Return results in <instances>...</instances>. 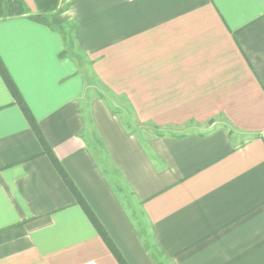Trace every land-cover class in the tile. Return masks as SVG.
I'll return each instance as SVG.
<instances>
[{"label":"crops","instance_id":"1","mask_svg":"<svg viewBox=\"0 0 264 264\" xmlns=\"http://www.w3.org/2000/svg\"><path fill=\"white\" fill-rule=\"evenodd\" d=\"M70 21L85 64L26 17L0 57L127 264H264V0H70ZM0 264H119L1 75Z\"/></svg>","mask_w":264,"mask_h":264},{"label":"trees","instance_id":"2","mask_svg":"<svg viewBox=\"0 0 264 264\" xmlns=\"http://www.w3.org/2000/svg\"><path fill=\"white\" fill-rule=\"evenodd\" d=\"M33 1L37 9L36 12H33L30 9V7L25 2V0H0V21H6V20H9L15 17H26L34 22L47 26L52 31L57 32L62 37L63 43H64V49L59 54L60 59L71 58L72 60L75 61L74 57L76 53H79V55L84 57V55H82L78 47V44H77V39H76V32L78 29L77 23L72 22V23H64L60 25H54L52 23V19L54 17L59 16L60 14L68 10L69 4H67L64 8H62L58 12L53 13L52 8H55L54 10H56V8L61 4L63 0H33ZM0 75L2 79L4 80L6 86L8 87L15 103L19 106L24 116L28 120L31 128L35 132L38 140L40 141L44 149V153L48 155V157L51 159L54 167L56 168V170L58 171V173L60 174V176L62 177V179L64 180V182L66 183V185L69 187L74 197L76 198L77 203L82 207V209L88 216L89 220L98 230L101 237L104 239V241L106 242V244L108 245L112 253L114 254L118 263L127 264L124 257L120 254L117 247L114 245L112 240L106 234L97 216L94 214V212L92 211V209L90 208L86 200L82 197V195L76 188L74 182L72 181V179L66 172L65 168L60 163L58 158L55 156L52 148L50 147L46 138L44 137L37 121L32 115V112L30 111L28 105L26 104L22 94L20 93L14 80L12 79L9 72L7 71L1 57H0ZM84 76L86 77V79L89 80V77L87 76V72L86 73L84 72ZM97 92L99 93L100 96L101 95L103 96V93L102 92L100 93L98 89H97ZM89 146L92 147L91 149L94 150V152L95 150H97L98 152L101 151L100 150L101 144L99 141H96L94 146L91 143H89ZM104 173L106 175L108 174L106 170L104 171ZM116 191L119 193L122 192V190L119 187H116ZM120 195L122 194H118L119 197ZM133 219L136 224L142 225L141 222H137L139 220H137L136 217L135 218L133 217ZM143 229L146 230V228H143ZM147 237L149 239L148 233H147ZM150 243L151 241L148 240V242H146V247L148 250L152 251V256L159 263L160 258H162L161 253L154 250V248L152 247Z\"/></svg>","mask_w":264,"mask_h":264},{"label":"rangeland","instance_id":"3","mask_svg":"<svg viewBox=\"0 0 264 264\" xmlns=\"http://www.w3.org/2000/svg\"><path fill=\"white\" fill-rule=\"evenodd\" d=\"M67 4H70V0H63L62 2H61V4L56 8V10H54L55 8H52V12L53 13H56V12H58L59 10H61L62 8H64ZM66 23H72V21H70V22H66ZM84 57H82L81 55H79V53H76V55H75V57H74V59L75 60H77L76 62H77V64H79V63H82V64H85V61H84V59H83ZM83 72H87V76L89 77V78H91L90 77V72H88L87 71V69H84L83 70ZM96 89H95V87H93V91H95ZM98 91L101 93H103V91H102V89L100 88V87H98ZM116 105H118L120 108H121V110H123L122 111V116H123V118L125 119V121L130 125V126H132L131 128L133 129V130H136V132L137 133H139V134H141V135H145V133H147V127H145L144 125H141V124H138L134 119H133V117H132V115L128 112V110L126 109V107H125V104H124V102L123 101H116ZM220 125H222V126H226V124L223 122V121H217L216 122V124H213L212 126L213 127H218V126H220ZM191 131V130H194V131H196V132H198V130L199 129H197V128H195V127H187V128H183L181 131ZM237 135V134H236ZM243 137H245V136H243ZM108 174H110V172H108ZM121 194L122 195H120V198H121V200L123 199V202H124V205L126 206V207H128V210L130 211V213L133 215V217L135 218L136 217V219L137 220H139V221H137V222H141V217H140V215H139V208H138V205H137V203H136V201L134 200V198L130 195V194H127L126 192H124V191H122L121 192ZM135 215V216H134ZM145 224V223H144ZM143 224V225H144ZM164 264H170V263H167V262H165Z\"/></svg>","mask_w":264,"mask_h":264}]
</instances>
